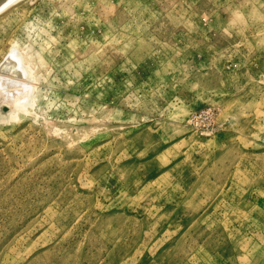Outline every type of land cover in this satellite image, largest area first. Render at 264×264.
Returning a JSON list of instances; mask_svg holds the SVG:
<instances>
[{"label": "rangeland", "instance_id": "rangeland-1", "mask_svg": "<svg viewBox=\"0 0 264 264\" xmlns=\"http://www.w3.org/2000/svg\"><path fill=\"white\" fill-rule=\"evenodd\" d=\"M0 12V264H264V0Z\"/></svg>", "mask_w": 264, "mask_h": 264}, {"label": "bare ground", "instance_id": "bare-ground-1", "mask_svg": "<svg viewBox=\"0 0 264 264\" xmlns=\"http://www.w3.org/2000/svg\"><path fill=\"white\" fill-rule=\"evenodd\" d=\"M15 2H16V1H15ZM13 3H14V2H13ZM11 4H12V3H11ZM6 8H7V7H6ZM3 11H4V10H3ZM0 13H1V12H0ZM11 52H12V51H11ZM11 52H10V53H11ZM13 53H14V55H15V52H14V51H13ZM13 53H12V55H13ZM8 54H9V53H8ZM18 54H19V53H18ZM20 55H21V54H19L18 56H20ZM20 57H21V56H20ZM13 60H15V59H13ZM20 60L22 61V59H20ZM6 61H7V59H6ZM13 62H14V61H13ZM16 62H17V61H16ZM5 63H6V62H5ZM7 64H8V63H7ZM10 64H12V63H10ZM22 64H23V63H22ZM14 65H15V64H14ZM16 65H17V64H16ZM26 67H27V66H26ZM14 68H15V67H14ZM24 68H25V67H24ZM23 70H24V69H23ZM3 71H4V70H3ZM19 71H20V70H19ZM16 73H17V72H16ZM24 73H25V71H24ZM6 74H8V73H6ZM0 75H1V74H0ZM2 75H3V74H2ZM3 76H4V75H3ZM9 76H12V75H9ZM1 77H2V76H1ZM5 77H6V76H5ZM25 77H26V76H25ZM2 78H3V77H2ZM10 79H11V78H10ZM10 79H9V80H10ZM11 80H12V79H11ZM14 80H15V79H14ZM14 80H13V81H14ZM16 80H19V79H16ZM0 81H1V80H0ZM9 84H10V83H9ZM17 85H18V84H17ZM19 85H20V84H19ZM21 86H22V85H21ZM12 87H14V85H13ZM19 87H20V86H19ZM24 87H25V86H24ZM24 87L22 86V89H23V90L21 89L22 91H24ZM15 89H16V87H15ZM25 90H26V88H25ZM19 91H20V90H19ZM11 92H12V91H11ZM2 93H3V92H2ZM16 94H18V93H16ZM21 94H22V93H21ZM10 95H11V94H10ZM13 96H14V95H13ZM17 96H19V95H17ZM20 96H21V95H20ZM20 96H19V97H20ZM19 97H18V98H19ZM12 98H13V97H12ZM16 98H17V97H16ZM4 99L6 100V98H4ZM10 99H11V98H10ZM10 99H8V100H10ZM14 99H15V98H14Z\"/></svg>", "mask_w": 264, "mask_h": 264}, {"label": "built area", "instance_id": "built-area-1", "mask_svg": "<svg viewBox=\"0 0 264 264\" xmlns=\"http://www.w3.org/2000/svg\"><path fill=\"white\" fill-rule=\"evenodd\" d=\"M208 113V112H207Z\"/></svg>", "mask_w": 264, "mask_h": 264}]
</instances>
